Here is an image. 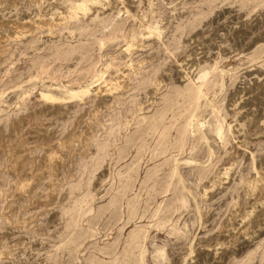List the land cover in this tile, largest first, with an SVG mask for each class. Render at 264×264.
I'll return each mask as SVG.
<instances>
[{"label":"rangeland","instance_id":"374dc122","mask_svg":"<svg viewBox=\"0 0 264 264\" xmlns=\"http://www.w3.org/2000/svg\"><path fill=\"white\" fill-rule=\"evenodd\" d=\"M78 1L0 0V264H264V204L248 236L239 222L264 197L244 184L255 169L264 183V0H112L71 18ZM127 62L141 64L124 88L95 96Z\"/></svg>","mask_w":264,"mask_h":264},{"label":"bare ground","instance_id":"6f19581e","mask_svg":"<svg viewBox=\"0 0 264 264\" xmlns=\"http://www.w3.org/2000/svg\"><path fill=\"white\" fill-rule=\"evenodd\" d=\"M40 1V0H39ZM110 1H112V0H81V1H78V2H75V3H71V7H70V9H71V11H72V16H71V18H82V17H84V18H86V17H88V16H90L91 14H92V12L95 10V9H101V10H104V9H107L106 7L108 6V7H110ZM115 2H119L120 3V5H121V10L122 11H124V12H126V7H125V5H124V0H115ZM3 3V2H2ZM112 4V3H111ZM117 4V3H116ZM45 6V5H44ZM120 7V6H119ZM52 10V9H51ZM120 10V11H121ZM69 11V10H68ZM57 18L56 19H50V21L47 23V30H48V34H49V36L51 35H53V33H54V28L55 27H59L60 26V24H62L63 22H65V16H64V13H62V12H60L59 14H57ZM52 17V16H51ZM36 20V19H35ZM46 22V21H45ZM44 22V23H45ZM33 23V22H32ZM15 25V24H14ZM33 27H31V30H36V29H40L42 26H41V24H40V22L39 21H35L33 24ZM43 25V24H42ZM46 26V25H45ZM149 27V26H148ZM14 29H15V35H14V39H19L20 38V36L22 35V33L23 32H29V31H31L30 30V28H26V27H24V25H22V26H20V27H18V26H14ZM152 29V28H151ZM153 33H155V31L153 30H150L149 28H146L145 29V34H146V36L147 35H149V34H153ZM158 33H159V30H158ZM24 34V33H23ZM144 35V34H143ZM2 37V36H1ZM9 38L5 35L4 37H3V40L1 39L0 40V53H1V51H3V47H4V44L7 42V40H8ZM4 43V44H1V43ZM138 44V43H137ZM134 49H133V46H132V44H127L126 45V47L124 48V52L129 56V55H131L132 54V51H133ZM140 64H141V62H138V63H136V64H134L133 65V63H129V62H127L126 63V66H125V68L121 71V72H119V74H116V75H114L113 77H111V78H109L108 80H106V81H103V82H101V83H99V84H97L96 85V88L94 89V95L95 96H98V97H100V96H102L103 94H106V95H111V94H113V93H117V92H119V91H121L123 88H124V82H126L125 81V79L127 78V76H128V74L131 72V73H136V71L137 70H139L138 69V66H140ZM187 65V64H186ZM189 67V66H188ZM179 69H180V67H179ZM181 70V69H180ZM135 75V74H134ZM131 77V76H130ZM185 77H187L186 75L184 76V78ZM127 80V79H126ZM158 86H159V81H157V82H155V85H154V90L153 91H155V90H157V88H158ZM66 89V88H65ZM77 90V89H76ZM76 90H69L68 91V95H65V96H63V97H56V96H54V95H52L50 92H45V93H40L39 94V99L41 100V101H43L44 103H51V104H54V103H62V102H64V101H73V100H77V101H81V100H83V97H85V95L87 96V95H90V93H89V89L87 88V87H84V88H82L81 90H79V91H76ZM49 91V90H48ZM89 93V94H88ZM233 106V105H232ZM237 109V108H236ZM231 112V111H230ZM232 113V112H231ZM234 113H238L237 111H235ZM237 119V118H236ZM235 119V123L237 124V126H239V124H240V126L241 125H243V123H245V122H240L239 120H236ZM89 122V121H88ZM244 126V125H243ZM245 127V126H244ZM240 127H238V130H239V132H240V129H239ZM242 128V127H241ZM236 130V129H235ZM237 132V131H236ZM233 134V133H232ZM231 134V135H232ZM73 137H75V135H73ZM217 137L218 138H220L221 137V135H220V133H217ZM232 137H233V135H232ZM65 139H67V137L65 138ZM71 139V138H70ZM75 139V138H74ZM65 141V140H64ZM70 141V140H69ZM75 141V140H74ZM60 143V142H59ZM65 143V142H64ZM58 144V143H57ZM51 146V145H50ZM59 147H63V143L61 142V144H59ZM58 147V149H49V148H46V149H49L48 151H46V153H45V159H46V161H47V163H49L48 164V167H49V165L50 166H52L54 163H55V161H58V162H61V161H59L58 159H60L61 157H60V153H59V148ZM51 148V147H50ZM127 150H129V149H127ZM62 156V155H61ZM122 159V158H121ZM62 160V159H61ZM14 162H15V160H14ZM197 161H195V160H187V164H195ZM42 164V163H41ZM58 164V163H57ZM54 166V168L56 167L55 165H53ZM58 166V165H57ZM232 166H233V163H231V164H229L228 166H226V167H224V168H222L220 171H219V173H218V175L216 176V178L215 179H213V180H211V183L209 184V185H207L202 191L200 190V192L201 193H199V199H200V201L202 202L203 200H206V199H210L209 198V196H210V194L212 193V192H214V190L216 189V188H218V187H221L223 184H225L224 182L228 179V177H229V172L231 171V169H232ZM54 170V169H53ZM175 170H176V167H175ZM118 179V178H117ZM158 180V179H157ZM120 181V180H119ZM164 181V179H161V180H159V181H157L156 182V184H155V186H157V187H161V186H163V184H165L166 183V181L165 182H163ZM118 182V181H117ZM126 182V181H125ZM30 183V182H29ZM127 184V183H126ZM244 184H245V193H246V195H247V197L248 198H250V197H253L254 196V194L256 193V191H258V190H261V192L264 194V183H263V177H261L260 175H259V172H258V170L256 171V169L254 170V174L251 176V177H249V178H247L246 180H245V182H244ZM131 185H133V184H131ZM28 186V182H19L18 184H17V189L18 190H22V192H25L24 190H25V188ZM184 186V185H183ZM16 187V186H15ZM29 187V186H28ZM28 187L26 188V190L28 189ZM144 187V186H143ZM155 188V187H154ZM157 189V188H156ZM155 189V190H156ZM171 189V188H170ZM173 190H175V189H173ZM120 191V190H119ZM187 191V190H186ZM19 192V191H18ZM21 192V193H22ZM107 192V191H106ZM188 192V191H187ZM108 193V192H107ZM189 194V193H188ZM191 194V193H190ZM242 194V193H241ZM258 194V193H257ZM260 194V193H259ZM258 194V195H259ZM239 195V194H238ZM244 195V194H243ZM256 195V194H255ZM176 196V195H175ZM191 196V195H190ZM189 196V197H190ZM117 197V196H116ZM234 197V196H233ZM256 197V196H255ZM172 198V197H171ZM117 199V198H116ZM167 199H169V198H167ZM252 199V198H251ZM193 200H194V198H193ZM246 200V199H245ZM115 202V201H114ZM195 202V201H194ZM193 202V203H194ZM240 202V201H239ZM249 202V201H248ZM247 202V203H248ZM238 205H239V203H237ZM263 204H264V197L261 199V200H259V199H253V203L248 207V209L247 210H244V212L242 213V215L240 216V220H239V222H240V224L242 225V223H244V225L241 227V228H243L242 229V233H243V235L244 236H248V232H246L247 231V229L249 228V227H251V226H253L252 224H251V226H249V227H247V224H250V223H253V222H251V220H253V219H255V217L257 216L256 215V208L258 207V206H263ZM173 205V204H172ZM195 205H196V203H195ZM146 206V205H145ZM144 206V207H145ZM181 206H183V205H181ZM180 205L178 206V209H176V210H178L179 211V209L180 208H182ZM107 207H109L108 205H107ZM264 207V206H263ZM138 208V207H137ZM136 208V209H137ZM197 208V207H196ZM183 209H184V206H183ZM245 209V208H244ZM176 210H175V212H176ZM182 210V209H181ZM180 210V211H181ZM168 211H169V209H168ZM185 211V210H184ZM232 211V210H231ZM260 210H258V212H259ZM143 213V212H142ZM134 214V213H133ZM199 214V217H200V212L198 211V213H197V215ZM113 215V214H112ZM130 215V214H129ZM231 215V214H230ZM237 215V214H236ZM259 215H260V213H259ZM259 215H258V217H259ZM119 216V215H118ZM142 216V215H141ZM172 215L170 214V215H167V217H171ZM233 216H234V213H233ZM112 217V216H111ZM117 217V216H116ZM135 217V216H134ZM237 217V216H236ZM117 218H120V217H117ZM177 219H178V216L176 217ZM108 219V218H107ZM232 219H233V217H232ZM113 220V219H112ZM238 220V219H237ZM236 220V221H237ZM263 220V219H262ZM107 221V220H106ZM135 221V220H134ZM108 222V221H107ZM261 222V221H260ZM229 223V222H228ZM232 223V222H231ZM258 222H256V223H254L255 225H256V228H260V225L259 224H257ZM110 224V223H109ZM223 224V223H222ZM227 224V223H226ZM106 225H108V224H106ZM235 225H236V223H235ZM238 225V224H237ZM262 226V225H261ZM253 228V227H252ZM238 229V228H237ZM240 229V228H239ZM254 229H255V226H254ZM220 230V229H219ZM229 230V229H228ZM228 230H227V232H228ZM234 230V229H233ZM238 231V230H237ZM145 232V231H144ZM226 232V233H227ZM234 232V231H233ZM232 232H230V234H231ZM252 233H254V231H252ZM234 234V233H233ZM250 234V233H249ZM228 235H229V233H228ZM140 236V235H139ZM230 236V235H229ZM251 236V235H250ZM255 236V235H254ZM253 236V237H254ZM142 237V236H141ZM147 237V236H146ZM238 237V236H237ZM243 237V236H242ZM252 237V236H251ZM136 238H137V236H136ZM225 238V237H224ZM223 238V239H224ZM226 238H228V236H226ZM225 238V239H226ZM232 238V237H231ZM244 238V237H243ZM178 239H182V237H178ZM248 239V238H247ZM251 239V238H250ZM249 239V240H250ZM142 240V239H141ZM221 240V239H220ZM253 240V239H252ZM117 242V241H116ZM137 242V241H136ZM234 242H236V240L235 239H226V240H223V241H221V242H219L218 244H217V246L219 247V248H215V249H213V255L214 256H216L217 255V251H220L219 249L221 248V247H227L228 245H232V244H234ZM239 243V242H238ZM134 244H135V242H134ZM119 245V244H118ZM126 246V245H125ZM132 246V245H131ZM237 246V245H236ZM110 247V246H109ZM132 247H135V246H132ZM111 248V247H110ZM136 248H137V246H136ZM112 249V248H111ZM111 249H110V251H111ZM124 249H126V248H124ZM211 249V250H212ZM224 249V248H223ZM105 250H108V249H105ZM113 250H114V248H113ZM131 250H132V248H131ZM208 250V249H207ZM123 251V250H122ZM190 251V250H189ZM107 252V251H106ZM117 252V251H116ZM125 252V251H124ZM123 252V253H124ZM127 252H129V251H127ZM209 253V252H208ZM207 253V254H208ZM222 254H223V252H221ZM190 254V253H189ZM220 254V253H219ZM127 255V254H126ZM131 255V254H130ZM212 255V256H213ZM109 256V255H108ZM111 256V255H110ZM125 256V255H124ZM221 256V255H220ZM128 257V256H127ZM108 258V257H107ZM215 259H217V258H215ZM134 260V259H133ZM136 260V259H135ZM209 260V259H208ZM210 260H211V257H210ZM113 261V260H112ZM127 262H128V260H127ZM133 262V261H132ZM131 262V263H132ZM110 263V262H109ZM122 263V262H121ZM116 264V263H115ZM119 264V263H118ZM128 264V263H127ZM201 264H203V263H201Z\"/></svg>","mask_w":264,"mask_h":264}]
</instances>
